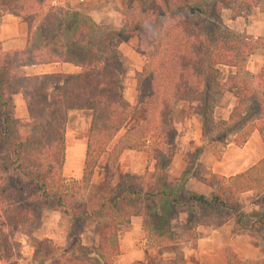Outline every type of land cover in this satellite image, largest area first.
<instances>
[{"label":"trees","instance_id":"16d2710c","mask_svg":"<svg viewBox=\"0 0 264 264\" xmlns=\"http://www.w3.org/2000/svg\"><path fill=\"white\" fill-rule=\"evenodd\" d=\"M79 0H0V16L9 14L26 26L22 49L0 46V264H19L20 239L31 236L46 220L44 210L66 217L65 246L48 238L35 245L33 264H112L118 254L117 231L133 217L140 219L147 249L174 243L170 220L186 212L188 240L209 223H232L237 233L248 215L241 211L242 193L264 203V158L231 176L203 175L197 165L205 155L218 161L231 144L241 148L253 131H264V36L235 32L221 20L244 17L256 0H120V27L98 25L71 7ZM135 37V53L143 59L134 75L133 105L123 98L124 70L114 48L116 39ZM158 45L155 54L151 47ZM256 48L262 65L253 84L237 74ZM71 64L77 74L25 75L23 69ZM233 69L225 75L222 68ZM19 94L27 120L13 118L12 96ZM234 100L225 120L214 116L217 101ZM184 103L200 121V145L184 154L183 170L173 185L166 170L175 152L173 109ZM87 110L90 120L80 174L76 181L62 175L66 116ZM137 121L125 128L133 117ZM25 128V133H19ZM123 151L143 153L151 171L125 174L87 212L84 196L97 163L111 173ZM189 180L210 191L185 188ZM247 231L264 229V213L252 211ZM107 220L95 247L83 246L80 225ZM224 264H245L224 247ZM130 264H144L133 262ZM147 264H177L156 255ZM264 264V250L262 263Z\"/></svg>","mask_w":264,"mask_h":264},{"label":"crops","instance_id":"0c3cea01","mask_svg":"<svg viewBox=\"0 0 264 264\" xmlns=\"http://www.w3.org/2000/svg\"><path fill=\"white\" fill-rule=\"evenodd\" d=\"M114 1L111 5L109 0H79L71 3V7L78 9L89 15L93 21L98 25H111L113 27H120L123 24V18L118 13L119 0ZM112 6V7H111ZM231 12L223 10L221 12L222 23L232 31L244 33L253 39H261L264 36V0H256L255 4L247 11L246 16L237 17L230 20L228 14ZM18 23V24H17ZM25 24L17 17L4 14L0 16V46L2 50L22 49L25 45ZM136 38L131 37L126 41L115 42L114 47L118 54L121 55L122 60H126L128 55L129 61H138L142 66L141 58L135 53ZM130 45V46H129ZM130 53L127 54V49ZM262 65V50L256 48L252 54L246 59L244 66L237 70V73L242 78L248 79L253 84L255 77ZM141 68V67H140ZM137 68L132 74L125 71L123 80V98L128 105H133L135 96V82L134 75L140 70ZM224 68V67H223ZM226 69V68H224ZM25 75H41L52 73H66L77 74L79 69L71 64H48L25 67L23 69ZM235 72L233 69H226V73ZM130 78H132L130 80ZM223 98H230L231 102L228 104L227 112L222 117L225 120L234 105V100L226 95ZM222 99V98H221ZM13 103V118L25 123L27 120L24 103L19 94L12 96ZM183 107V108H182ZM183 109L186 113L180 121H177L176 114ZM184 103L177 104L172 113V121L176 128V135L174 139L175 152L170 162L166 173L168 184L173 185L183 170L181 162L184 154L193 151L200 143V121L199 118L189 114ZM90 120V112L87 110L69 111L66 116L65 134H64V162L62 167V175L68 181H76L82 167L84 150L80 158L81 151L76 144L79 132L88 129ZM128 128V127H127ZM123 129L121 132H123ZM86 133L83 135L84 149ZM264 131L259 134L253 131L246 143L237 148L233 145H227L222 152L218 161L211 156L205 155L197 165V170L203 175L218 174L222 176H231L246 170L254 165L256 162L264 158V141L261 139ZM79 156V157H78ZM101 163V159L99 161ZM97 165L102 166L103 163ZM96 165V167H97ZM151 164L146 162L143 153H135L123 151L111 173L120 172L122 174H129L132 176H142L145 171H151ZM96 169V168H95ZM95 169L92 174L90 185L84 196L83 211L87 212L93 199H89L90 186L93 184L95 177ZM115 172V173H114ZM107 185V184H106ZM115 184H111V189ZM186 190L207 194L210 189L201 183L189 180L185 185ZM108 193V192H107ZM106 193V194H107ZM259 196H255L252 192L242 193L239 204L241 211L248 215L243 223L246 231L237 233L233 230L232 223L227 222L221 227H215L209 223L200 225L195 231V241L188 240L186 231L187 215L184 211L177 212L170 220V230L173 244L147 249L142 240L143 233L140 228L141 221L137 217L130 219L128 226L120 227L117 231L118 237V254L112 258V264H130L133 262L148 263V257L156 255L163 260H174L177 264H224L221 249L228 247L235 256L245 264H261L264 250V229H259L256 232L247 231L251 225L253 217H250L252 211L259 210L264 213V203L262 206L258 205ZM51 215L45 221L58 222V225L53 227V230L48 234H38L34 236H24L20 239L22 246L21 255L25 259L26 264L31 263V255L33 249L38 241L42 238H48L57 246H65V226L66 217L55 211H51ZM51 217V218H50ZM53 220V221H54ZM43 222L44 226L46 222ZM101 221V220H100ZM103 221V220H102ZM106 221V222H105ZM105 226L98 227L96 222L85 223L80 228V241L83 246L95 247L102 232L107 227V220L103 221ZM38 233L34 232L33 234ZM20 264V263H19Z\"/></svg>","mask_w":264,"mask_h":264},{"label":"rangeland","instance_id":"374dc122","mask_svg":"<svg viewBox=\"0 0 264 264\" xmlns=\"http://www.w3.org/2000/svg\"><path fill=\"white\" fill-rule=\"evenodd\" d=\"M120 1V0H119ZM106 2V0H105ZM110 4L111 5H114V1L112 0H109ZM112 7V6H111ZM228 14V13H227ZM228 16H230V13L228 14ZM18 24V23H17ZM3 34H0L2 36V38H5V40H8L6 39V37H3ZM120 42L121 40L119 39H116L115 42ZM114 42V43H115ZM130 46V45H129ZM115 48V47H114ZM158 49V45H154L151 47V50H152V53L155 54L156 51ZM116 52L118 51L117 49H115ZM127 54H129L131 51H130V48L129 50L127 49ZM118 53V52H117ZM121 54V53H120ZM118 54L119 58H120V61H121V65L123 67V70H124V73L125 71H129V74H132V72H134L137 68H140L142 66H140V63H138V61H129V57L127 55L126 57V60H122V57L121 55ZM141 62L143 64V59H141ZM222 72L226 75V69L222 68L221 69ZM239 75V73H237ZM240 76V75H239ZM132 78H130L131 80ZM134 79V77H133ZM231 102V99L230 98H222L220 100L217 101V104H216V107L214 109V116L218 119H222V117L224 116V114L227 112V107H228V104H230ZM183 108V107H182ZM185 111L183 109H181V111H179V113L176 114V119L177 121H180L181 118H183L185 115ZM187 114V113H186ZM189 115V114H188ZM137 121V117L136 116H133L124 126L123 129L131 126L132 124H134L135 122ZM24 122L22 121V124ZM122 129V130H123ZM19 133L23 134L25 133V128H21L19 130ZM86 133V130L82 129L80 132H79V137L77 138V142L76 144L79 146V149L81 151V154H80V158L77 160L78 163H80V159H81V155L83 153V150H84V140H83V135ZM261 139L264 141V133L262 134L261 136ZM79 157V156H78ZM104 162V157L101 158V163ZM99 162V164H101ZM103 164L102 166L100 165H97L96 169H95V177H94V180H93V184L90 186V191H89V196L88 198L89 199H93L94 200L98 197V196H101V195H105L107 192H109L111 189H109V186L111 184H115L116 182H118L119 180L122 179V177L125 175V174H122L120 172H117L115 174H106L104 173L103 169ZM107 184V185H106ZM264 200V199H263ZM44 214L46 215V219L48 218V215H51V211L50 210H44ZM51 218V217H50ZM54 220V219H53ZM50 221V223H48V221H45L46 224L43 226L42 224L39 226V228L37 229L36 232L38 233H35V234H31V237L36 235L38 237V234H48L49 232H51L53 230V227H55V225H58V222H56L55 220L54 221ZM104 221V220H103ZM102 220L100 221H97L96 224H98V227L99 228H102L105 226L104 222ZM106 222V221H105ZM85 223H94V222H85ZM85 223H82L80 225V228L82 227L83 224ZM23 237H21V239H23ZM21 250H22V246H21ZM26 257H23L22 255L20 256V259H19V263L20 264H26L25 262V259Z\"/></svg>","mask_w":264,"mask_h":264}]
</instances>
